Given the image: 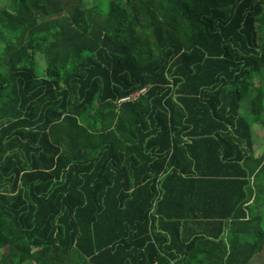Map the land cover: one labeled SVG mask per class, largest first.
<instances>
[{"label": "trees", "instance_id": "trees-1", "mask_svg": "<svg viewBox=\"0 0 264 264\" xmlns=\"http://www.w3.org/2000/svg\"><path fill=\"white\" fill-rule=\"evenodd\" d=\"M256 123L264 0H0V264H249Z\"/></svg>", "mask_w": 264, "mask_h": 264}, {"label": "rangeland", "instance_id": "rangeland-1", "mask_svg": "<svg viewBox=\"0 0 264 264\" xmlns=\"http://www.w3.org/2000/svg\"><path fill=\"white\" fill-rule=\"evenodd\" d=\"M255 81L257 83L260 82V79L258 77L255 78ZM252 131L254 134V143L255 146H261L262 151H264V130L256 124L253 125ZM249 264H264V253L257 254L250 262Z\"/></svg>", "mask_w": 264, "mask_h": 264}, {"label": "crops", "instance_id": "crops-1", "mask_svg": "<svg viewBox=\"0 0 264 264\" xmlns=\"http://www.w3.org/2000/svg\"><path fill=\"white\" fill-rule=\"evenodd\" d=\"M254 138H253V144L255 145L254 143ZM261 151H262V148L261 146H256V151H255V155L259 156L261 154Z\"/></svg>", "mask_w": 264, "mask_h": 264}, {"label": "built area", "instance_id": "built-area-1", "mask_svg": "<svg viewBox=\"0 0 264 264\" xmlns=\"http://www.w3.org/2000/svg\"><path fill=\"white\" fill-rule=\"evenodd\" d=\"M136 96H138V94H136V95H134V96H132V97L135 98Z\"/></svg>", "mask_w": 264, "mask_h": 264}]
</instances>
